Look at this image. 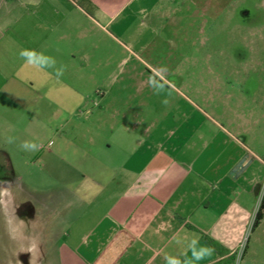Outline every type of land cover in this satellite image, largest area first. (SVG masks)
<instances>
[{
  "label": "crops",
  "instance_id": "0c3cea01",
  "mask_svg": "<svg viewBox=\"0 0 264 264\" xmlns=\"http://www.w3.org/2000/svg\"><path fill=\"white\" fill-rule=\"evenodd\" d=\"M177 1L0 0V166L30 169L40 157L57 173L84 169L74 178L59 173L65 185L88 178L96 188L68 195L63 209L43 210L55 218L47 230L61 232L50 251L34 252L44 263L225 264L236 256V264L247 233L249 248L264 190L255 129L242 131L229 118L233 133L185 110L130 113L139 89L132 94L112 74L128 71L131 57L135 71L148 70L141 86L159 83L161 71L141 56L160 39L167 47L158 56L180 51L157 28L175 24ZM24 50L54 58L55 67L28 64ZM36 215L25 223L32 241Z\"/></svg>",
  "mask_w": 264,
  "mask_h": 264
},
{
  "label": "rangeland",
  "instance_id": "374dc122",
  "mask_svg": "<svg viewBox=\"0 0 264 264\" xmlns=\"http://www.w3.org/2000/svg\"><path fill=\"white\" fill-rule=\"evenodd\" d=\"M171 6L176 12L175 24L163 21L157 28L163 38L169 35L180 51L158 56V50L167 47L160 39L152 55L141 56L152 67L150 70L161 71L159 83L141 86L140 82H147L148 70L135 71L133 65L137 63L131 57L128 71L121 73L117 69L112 73L118 77L119 85L127 86L132 94L139 89V100L129 102L130 113L179 115L185 110L187 115L206 123L215 121L226 128L229 118H237L240 130L254 128L256 145L264 146V133H260L264 132V0H183ZM174 67L176 71L171 73ZM156 89L162 91L157 94ZM100 90L104 92L106 88ZM94 101L98 112L103 105L97 97ZM238 138L249 145L244 135ZM63 158L69 163L75 161L71 156ZM73 170L80 175L84 169H58L57 173L53 168H43L40 157L30 169L0 166V264H46L34 252L50 251L61 232L47 230L55 218L43 216V210L63 209L70 200L68 195L96 189L88 178L87 183H62L59 173L67 178L78 175ZM49 171L53 173L51 179L45 173ZM263 193L264 190L257 211ZM33 213L37 214L32 216L37 228L32 241L27 237L25 223ZM260 223L251 235L249 248V233L244 237L236 264H264V218Z\"/></svg>",
  "mask_w": 264,
  "mask_h": 264
},
{
  "label": "clouds",
  "instance_id": "9594fccd",
  "mask_svg": "<svg viewBox=\"0 0 264 264\" xmlns=\"http://www.w3.org/2000/svg\"><path fill=\"white\" fill-rule=\"evenodd\" d=\"M21 57L26 60L28 64L35 65L37 67L43 68V67H49V68H54L56 61L52 57H45L43 54H40L41 58L39 60L35 59L37 54L32 51L24 50L20 53ZM64 68L63 66L59 69L56 70L57 75H63ZM162 91V89H156V93L159 94V92ZM163 103H168L167 100H164Z\"/></svg>",
  "mask_w": 264,
  "mask_h": 264
},
{
  "label": "trees",
  "instance_id": "16d2710c",
  "mask_svg": "<svg viewBox=\"0 0 264 264\" xmlns=\"http://www.w3.org/2000/svg\"><path fill=\"white\" fill-rule=\"evenodd\" d=\"M264 218V195H263V198H262V202H261V205H260V208L256 214V217H255V221L253 223V229L257 228L258 225L260 224V221ZM236 260V256L233 257L232 261L231 262H226L225 264H234Z\"/></svg>",
  "mask_w": 264,
  "mask_h": 264
},
{
  "label": "water",
  "instance_id": "95a60500",
  "mask_svg": "<svg viewBox=\"0 0 264 264\" xmlns=\"http://www.w3.org/2000/svg\"><path fill=\"white\" fill-rule=\"evenodd\" d=\"M237 168L238 169H242L243 168V161L237 166ZM238 169H236V170H238ZM235 172H237V171H235Z\"/></svg>",
  "mask_w": 264,
  "mask_h": 264
},
{
  "label": "built area",
  "instance_id": "2783aa9c",
  "mask_svg": "<svg viewBox=\"0 0 264 264\" xmlns=\"http://www.w3.org/2000/svg\"><path fill=\"white\" fill-rule=\"evenodd\" d=\"M263 195H264V193H263ZM263 198V197H262ZM261 202H262V200H261Z\"/></svg>",
  "mask_w": 264,
  "mask_h": 264
}]
</instances>
